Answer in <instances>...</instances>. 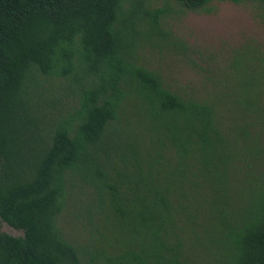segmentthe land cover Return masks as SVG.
Returning <instances> with one entry per match:
<instances>
[{
	"label": "trees",
	"instance_id": "1",
	"mask_svg": "<svg viewBox=\"0 0 264 264\" xmlns=\"http://www.w3.org/2000/svg\"><path fill=\"white\" fill-rule=\"evenodd\" d=\"M0 0V264H264V49L214 90L143 61L173 7Z\"/></svg>",
	"mask_w": 264,
	"mask_h": 264
},
{
	"label": "rangeland",
	"instance_id": "2",
	"mask_svg": "<svg viewBox=\"0 0 264 264\" xmlns=\"http://www.w3.org/2000/svg\"><path fill=\"white\" fill-rule=\"evenodd\" d=\"M166 29L176 43L143 51V61L158 70L171 87L214 90L213 82L223 81L229 59L248 45L264 49V26L254 18L248 5L214 1L205 11H182L173 7ZM0 229L21 235L0 219Z\"/></svg>",
	"mask_w": 264,
	"mask_h": 264
}]
</instances>
